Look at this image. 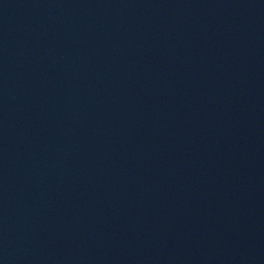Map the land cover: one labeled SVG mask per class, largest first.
<instances>
[{"label": "water", "instance_id": "water-1", "mask_svg": "<svg viewBox=\"0 0 264 264\" xmlns=\"http://www.w3.org/2000/svg\"><path fill=\"white\" fill-rule=\"evenodd\" d=\"M187 264H264V0H222Z\"/></svg>", "mask_w": 264, "mask_h": 264}]
</instances>
